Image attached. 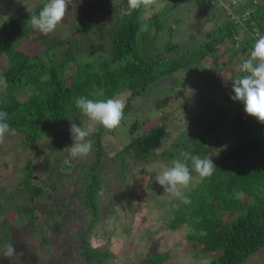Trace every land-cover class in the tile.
<instances>
[{
  "label": "rangeland",
  "instance_id": "1",
  "mask_svg": "<svg viewBox=\"0 0 264 264\" xmlns=\"http://www.w3.org/2000/svg\"><path fill=\"white\" fill-rule=\"evenodd\" d=\"M41 1L0 0V25L7 20L8 15L23 13ZM83 1L71 0L64 19L54 31L45 35L33 28L15 48L27 54L36 53L41 62L48 66L51 61L61 59L65 41L79 42L82 50L88 48L76 57V63L85 61L94 68L109 53L106 28L114 25L119 15L116 11L118 6L127 3V0H106L104 4H100L101 0H85L93 1V4L91 2L92 6L89 7V16L80 18L79 23L74 16L75 6ZM169 1L155 0L144 16L148 17L163 9L162 5ZM198 1L199 4L194 0H176L169 11L163 10L159 14L163 26L153 44L161 47L170 38L178 52L185 53L207 41L218 39L211 43L213 55L197 64L186 65L184 71H173L150 82L144 91L130 100L131 109L117 128L109 131L102 127L99 139L102 156L98 171L103 188L99 191L97 204L99 218L87 231V240L98 251L110 253L109 264H142L144 255L153 252H166L165 261L169 264H203L204 260L215 255V252L196 253L200 246L185 240V229H167L171 200L175 197L164 193L155 178L178 159L179 139L185 141L198 131L202 132L211 119H215V123L206 136L203 158L211 159L214 163L234 145L236 136L233 128L237 122H233V117L244 106L237 101L233 108H228L230 97L234 95L232 80L243 75L240 65L250 58L252 48L244 45L245 51L238 48L248 42V35L244 31L236 30L230 38H221V35L226 34L228 37L225 30L228 21L226 11L232 13L233 18L241 13V19L247 17L248 11L257 7L261 0H216V6L211 4V0ZM228 2L232 8H228ZM106 7L111 13L106 12ZM204 12L206 20H202ZM90 18L96 19L99 27L92 30L94 38L90 36L89 42L82 31H76L75 27H80ZM202 21L203 24H200ZM146 35L150 36V32ZM260 36H254L255 41ZM4 66L5 61L0 58V71ZM21 86V83L16 82L7 85L6 89L15 91L21 100L27 92ZM128 97L129 92L126 91L112 98L122 99L126 103ZM73 122L84 128L93 123L83 114ZM133 122L137 129L132 136H138L158 123H162L166 131L161 145L140 162L121 154L130 141L127 129ZM69 129L70 124L67 128H56L46 133L30 150L22 146L21 136L12 129L6 134L4 142L0 143V264H77L73 251L75 231L78 225L85 227L87 215L75 196L78 195L79 178L85 173L83 167L86 168L94 160V144L91 134L88 137L93 145L90 154L87 157H72L65 150L74 143ZM118 154L122 160L117 157ZM44 155L47 159L42 162ZM58 157L57 173L61 177L53 187L45 184L54 179L50 177L51 181L47 182L46 171L48 168H51L50 173L54 171L51 164ZM28 159L33 162L29 165L32 173L30 183L37 187L33 202L27 199L21 184L23 165ZM189 168L191 170V164ZM191 175L190 184L182 188V192L201 178L195 171H191ZM61 200L64 211L54 213L59 219L42 208L49 202L58 203ZM47 216L49 223L39 229L34 223L39 225L40 221H46ZM65 216L70 220L62 221ZM48 234H52V239L45 242L41 240L48 238ZM9 244L14 245L15 253L7 259L4 253ZM240 264H264V247Z\"/></svg>",
  "mask_w": 264,
  "mask_h": 264
},
{
  "label": "trees",
  "instance_id": "2",
  "mask_svg": "<svg viewBox=\"0 0 264 264\" xmlns=\"http://www.w3.org/2000/svg\"><path fill=\"white\" fill-rule=\"evenodd\" d=\"M175 1L165 2L163 9L151 13L148 17L144 16L147 8L141 7L127 14V3L118 6L116 11L119 15L114 25L106 28L109 53L100 59L94 68L85 61L76 63V57L81 52L85 53L88 48L84 47L82 50L79 42L65 41L61 59L51 61L48 66L41 62L36 53L27 54L15 48L20 39L33 29L28 22L30 16L38 14L47 0L31 6L23 13L8 15L7 20L0 25V58L5 61V66L0 71V111L7 112L6 122L14 133L21 136L22 146L30 150L46 133L56 128L69 127V124L81 115L74 103L78 97L107 100L128 91L124 116L131 109L130 100L144 91L150 82L173 71H184L186 65L197 64L205 57L212 56L211 43L217 42L218 39L207 41L185 53H179L170 38H167L161 47L153 44L163 26V19L159 14L163 10L169 11ZM91 2L93 4V1L84 0L75 6L74 16L77 22L80 23V18L89 16ZM105 2L106 0H101L100 4ZM194 2L200 3L198 0ZM211 4L216 6V0H211ZM227 4L228 8H232L230 2ZM105 9L111 13L109 7ZM226 13L228 21L225 30L228 37L222 34L221 38H230L236 30L244 31L248 35V42L238 48L241 51H245L244 46L252 48L255 43L254 36L264 34V0L249 10L247 17L239 19L242 15L239 13V16L233 18L232 13ZM91 18L85 24L81 23L80 27H75L76 31H82L85 40L90 36L91 39L94 38L92 30L99 27L97 20ZM203 19H207L205 12ZM200 24H203V21ZM145 25L147 30H142ZM149 32L150 36H147ZM66 66L70 72L66 70ZM16 82L21 83L22 89L27 91L21 100L15 91L6 89L7 85ZM236 102L230 99L228 108H233ZM214 120L211 119L202 132L198 131L185 141L179 139L178 159H183L180 154L184 151L204 157L206 136L215 123ZM233 122H237L233 128L236 136L234 145L214 162L217 169L211 176L201 177L196 184L183 191V195L188 197L191 203L185 204L177 197L171 200L170 215L166 221V227L170 231L176 228L186 230L185 240L200 246L196 253L215 252L214 256L204 260L207 264H240L264 247V124L246 115L243 110L236 112ZM95 127L96 131L92 133L94 160L88 163L86 168L83 167L85 173L79 178L78 195L75 196L79 198L77 202L85 209L87 215L85 227L78 225L75 231L76 243L73 251L77 264H109L107 261L110 258L109 252L98 251L91 247L87 240V231L99 218L97 204L99 191L103 188V180L98 171L102 156L99 140L102 126ZM136 129L134 122L128 126L130 141L121 150V154L132 161L140 162L146 160L161 145L166 131L164 125L158 123L140 135L132 136ZM117 157L123 159L120 154ZM42 159V162L46 161V155ZM58 159L59 157L53 159L54 163L51 164L54 171L50 173L51 168L46 171L47 182L51 181L50 177L54 178L52 182L45 183L49 186L54 187V183L60 180L61 174L57 173ZM31 162L28 159L23 165L24 176L21 184L27 199L33 202L37 187L30 183ZM65 165H68V162H65ZM62 204V200L58 203L49 202L42 208L46 213L52 212L53 215H50L54 216L55 211H64ZM66 216L62 221L70 220ZM48 218L47 216L46 221H40L39 225L34 224L40 229V226L49 223ZM55 218L58 217L55 215ZM77 221L76 219L75 222ZM40 234L43 236L41 231ZM49 239H52V234L41 240L45 242ZM166 258V252L146 253L142 264H169L165 261Z\"/></svg>",
  "mask_w": 264,
  "mask_h": 264
},
{
  "label": "clouds",
  "instance_id": "3",
  "mask_svg": "<svg viewBox=\"0 0 264 264\" xmlns=\"http://www.w3.org/2000/svg\"><path fill=\"white\" fill-rule=\"evenodd\" d=\"M155 0H127L128 12L141 7L149 8ZM71 0H47L38 14H33L28 20L29 24L36 30L47 35L55 30L57 25L64 19ZM142 30H147L146 25ZM243 75L232 80L233 101L243 104L246 114L264 124V35L260 36L254 43L250 52V58L240 65ZM75 107L91 122L87 128L70 123V133L73 144L66 147L72 157H87L92 150V141L88 137L96 131L95 125H100L106 130L117 128L123 118L125 103L122 99L111 98L107 100H93L84 96L74 101ZM7 112L0 111V143L4 142L5 136L10 132L7 123ZM71 121V120H70ZM14 134V133H13ZM183 159H176L172 166L165 168L156 175V182L163 187L164 193L180 198L183 203H191L190 199L183 195L182 188H186L191 180V171H195L200 177H208L217 169L213 161L201 158L190 152H181ZM191 162V170L189 168ZM15 253L14 245H7L4 253L5 258H10Z\"/></svg>",
  "mask_w": 264,
  "mask_h": 264
}]
</instances>
